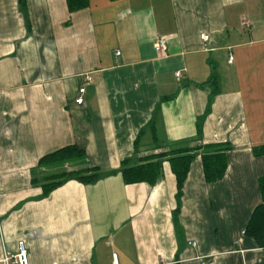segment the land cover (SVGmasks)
<instances>
[{"label": "crops", "instance_id": "obj_1", "mask_svg": "<svg viewBox=\"0 0 264 264\" xmlns=\"http://www.w3.org/2000/svg\"><path fill=\"white\" fill-rule=\"evenodd\" d=\"M69 144L86 156L67 169L102 176L43 196L39 161ZM207 144L230 145L228 171L208 183L198 156L177 216L168 161L154 186L123 179L126 158ZM262 150L264 0H0V258L24 241L30 264H264L245 234Z\"/></svg>", "mask_w": 264, "mask_h": 264}, {"label": "trees", "instance_id": "obj_2", "mask_svg": "<svg viewBox=\"0 0 264 264\" xmlns=\"http://www.w3.org/2000/svg\"><path fill=\"white\" fill-rule=\"evenodd\" d=\"M68 10L74 13L89 6V0H66ZM70 23V21H68ZM211 83H217L216 75H213ZM154 124V119L151 121ZM142 135L140 133L139 137ZM138 137V138H139ZM230 145L226 144H207L196 146H182L167 151L152 153L150 155L138 156L133 165H129L130 158L122 162V176L127 184L148 183L154 186L164 175V162L168 161L177 181V208L175 214L182 207V197L185 182L190 174L191 167L195 159L200 156L205 179L208 183L216 182L224 178L228 171L229 160L227 150ZM264 152V150H262ZM260 152V153H262ZM258 154V152H257ZM86 153L76 144H69L55 150L52 153L44 155L39 161V167L55 165V170L44 174L42 178L33 181L41 184L43 196H48L53 190L64 185L69 180H77L83 184H92L97 182L102 176L101 169L98 166L84 167L77 169H56L58 164H67L68 162L84 158ZM261 193V202L254 209L251 219L246 227L245 234L253 238L259 248H264V175L259 180Z\"/></svg>", "mask_w": 264, "mask_h": 264}, {"label": "built area", "instance_id": "obj_3", "mask_svg": "<svg viewBox=\"0 0 264 264\" xmlns=\"http://www.w3.org/2000/svg\"><path fill=\"white\" fill-rule=\"evenodd\" d=\"M201 39L205 42H209L211 40L210 36L206 33L201 34ZM166 40H167V36H161L159 41L155 43L154 45L155 49L157 52H159V54L165 51ZM116 54H120V52L117 51ZM90 79H91L90 77H87V81H89ZM85 90H86L85 86H83L80 89L81 93H83ZM77 102L82 103L83 98L82 97L78 98ZM191 244L196 245V242H192ZM114 257H115V264H118L116 255H114ZM0 264H30L29 253L25 242L24 241L18 242V249L15 255H9L7 253H4V255H2V257L0 258Z\"/></svg>", "mask_w": 264, "mask_h": 264}, {"label": "rangeland", "instance_id": "obj_4", "mask_svg": "<svg viewBox=\"0 0 264 264\" xmlns=\"http://www.w3.org/2000/svg\"><path fill=\"white\" fill-rule=\"evenodd\" d=\"M199 164V160L197 159L196 161H194L193 162V164H192V168H193V170L194 171H197V165ZM66 164H58V165H56V169H59V170H61V169H66ZM166 166H168V165H166ZM165 165H164V167H163V171L165 170V167H166ZM4 255V254H3Z\"/></svg>", "mask_w": 264, "mask_h": 264}]
</instances>
